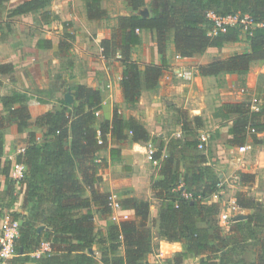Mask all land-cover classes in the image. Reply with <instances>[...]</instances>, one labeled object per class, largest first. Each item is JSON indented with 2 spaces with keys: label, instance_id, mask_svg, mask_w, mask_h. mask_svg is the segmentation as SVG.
I'll return each instance as SVG.
<instances>
[{
  "label": "trees",
  "instance_id": "1",
  "mask_svg": "<svg viewBox=\"0 0 264 264\" xmlns=\"http://www.w3.org/2000/svg\"><path fill=\"white\" fill-rule=\"evenodd\" d=\"M10 1L0 0V21ZM51 1L23 0L9 11L8 17L36 12L44 23H50L56 19L50 9ZM83 1L90 21L109 19L104 0ZM127 2L131 14L118 17L111 38L104 39L101 45L106 59L120 57L124 67L123 95L132 105L139 103L144 88H157L166 69L165 53L171 39L183 58L202 54L209 48H222L226 43L240 41L242 36L249 43L250 52L201 67L202 76L246 74L253 62L264 60V27H248L245 32L239 26H229L224 33L212 34L215 27L207 18L213 12L223 17L249 16L255 24H264V0H151L148 17L139 14L146 0ZM145 31L156 33L163 59L161 65L152 63L142 70L132 59V51L141 44L140 33ZM13 72L11 64H0V75ZM71 93L75 98L73 106L63 103L62 109L49 112L34 123L25 95L1 99L9 111V119H0V178L6 177L8 206L16 202V185L24 194V204L30 205L15 242L16 256L7 264H147L153 251V233L148 226L150 202L132 196L120 199L122 208L132 211L134 218L110 224L107 231L98 229L92 209L96 208L104 219L111 217L112 210L108 205L110 194L98 189V172L103 164L97 153L109 136L116 143L126 139V132L136 143H156V160L161 158L164 143L151 140L141 124L132 118L125 119L118 112L112 120H99L97 112L103 102L99 91L78 86ZM226 111L240 115L229 131L233 145L244 146L252 129L264 132V104L255 111L250 104L234 103ZM11 119L17 121L19 133L32 125L45 131L41 141L36 139L35 132L31 133L30 144L19 154L17 163L26 168L19 182L10 179L12 161L2 163L3 130ZM188 134L192 139L183 144L182 159L188 162L184 184L180 185L178 162L169 157L161 166L162 180L153 186L156 197L165 201L160 214L161 234L184 246L174 263L183 264L191 257H199V264H264V205L239 193L236 206L250 213L245 220L231 219L229 231H224L218 222L221 202L206 201L224 187L219 188L218 174L205 165L207 157L197 149L196 130ZM252 136L257 142L256 135ZM240 177L242 186L253 184L256 179L254 174L243 172ZM1 186L0 182V189ZM186 194L191 198L187 199ZM84 210L87 212L83 213ZM19 218L16 214L13 221ZM43 243L50 244L51 252L33 257ZM97 249L101 252L100 259L95 255Z\"/></svg>",
  "mask_w": 264,
  "mask_h": 264
},
{
  "label": "crops",
  "instance_id": "2",
  "mask_svg": "<svg viewBox=\"0 0 264 264\" xmlns=\"http://www.w3.org/2000/svg\"><path fill=\"white\" fill-rule=\"evenodd\" d=\"M22 1L12 7L9 3L13 0L7 3L0 21V64H11L14 68L12 74L0 75V119H9V111L1 101L3 97L25 95L26 105L34 123V120L49 112L62 109L65 106L63 103L69 107L73 106L75 98L71 90L78 86H86L99 91L102 95L101 109L97 112L99 120H112L118 112L125 119L132 118L141 124L151 140L163 142L161 158L156 160L154 159V153L158 147L156 143L152 141L136 143L128 132H126V139L116 143H113L109 136L108 142L97 153L98 159L103 164L98 172L100 177L98 189L102 193L117 194L120 199L132 196L150 202L148 226L153 233V251L146 263L175 264L174 258L177 253L184 251V246L183 243L171 241L161 234L160 214L165 201L156 197L153 187L163 178L161 175L163 160L174 157L178 162L177 173L181 181L180 185H183L188 165V162L185 163L182 159L185 152L183 144L192 139V136L188 134L190 130H196L199 143V133L207 130L208 139L205 148L200 149L199 145L197 148L207 157L205 165L212 167L215 172L217 167L221 166L234 168L230 177L234 176L236 180H239V193L245 195L247 194L244 193V189L250 185L255 184L256 187L259 183H264V132L254 134L258 139L257 142L254 141L253 133L250 131L244 146L233 145L230 142L233 136L229 134V131L240 115L226 111L228 105L234 103H246L251 107L257 104L258 110L264 104V60L253 62L246 74L223 73L218 76H202L201 67L248 53L251 50L249 43L242 36L240 41L226 43L222 48H209L202 54L183 58L176 52L172 39L168 42L165 53L166 69L157 88L155 90L144 88L141 91L139 103L132 105L126 102L123 95L121 82L124 67L120 57L106 59L102 54V41L111 38L112 31L117 26V20H112L110 29L107 26L97 27L96 21H90L87 18L86 9L81 5V0H62L59 5L50 8L56 16L55 20L67 21L71 20L74 14L67 13L66 6L72 7L70 4L74 1V8L71 9L77 10L75 3L81 1L78 14H82L84 22L91 23L84 26L74 25L73 29H64L53 21L44 23L36 12L9 18V11ZM108 13L111 17V13L109 11ZM130 14L131 12L121 15ZM150 14L147 12L142 16L148 17ZM65 30H72L74 32L71 34L77 36L73 46L68 47L69 41L66 38L70 35L65 37ZM95 32L98 33L97 38L92 37ZM140 37L141 44L133 49L132 59L140 65L142 70L152 63L161 65L163 56L159 53L156 33L145 31L140 33ZM64 54H66L65 58ZM178 71L191 72L192 79L186 82L177 76ZM68 93L73 96V103L65 101ZM223 114L227 115L226 119L221 116ZM198 118L199 121L196 120ZM199 123L201 127H198ZM186 127L187 131L184 130ZM33 132L36 133V139L41 141L45 131L36 129L34 125L19 133L17 121L11 119L3 130L2 163L4 164L7 160L12 161L11 180L13 166L17 164L19 154L30 144V134ZM242 172L254 174L255 182L242 186L240 177ZM218 176L219 184L224 185L229 182L226 173L218 174ZM0 182L2 184L0 229L13 221L16 214L20 216L16 221L22 224L24 217L29 214L30 205L24 204V194L19 192L21 187L16 185V202L8 206L10 199L6 194V177H1ZM225 193L223 189L208 197L206 201H217L222 205V197ZM257 194L258 197L256 195L251 197V194L247 196L264 205V201L260 198V194L264 195V190H259ZM236 196L232 199V204L239 209L236 206ZM122 210L123 213L129 214V219L134 218L132 211L123 208ZM92 211L95 214L94 219L98 229L102 231H107L110 224L120 223L114 222L112 215L109 219L101 218L96 208ZM86 212L87 210L83 211V213ZM234 218H230L228 223ZM229 225L227 231H229ZM95 255L97 259L101 258L99 249L95 251ZM199 262V257H191L183 264H199Z\"/></svg>",
  "mask_w": 264,
  "mask_h": 264
},
{
  "label": "built area",
  "instance_id": "3",
  "mask_svg": "<svg viewBox=\"0 0 264 264\" xmlns=\"http://www.w3.org/2000/svg\"><path fill=\"white\" fill-rule=\"evenodd\" d=\"M207 18L212 22L215 29L212 34L217 32H226L229 26H239L243 28V31H247L248 27H264V24H255L249 16H218L213 12H209ZM177 76L183 80L189 81L192 79V73L189 71H178ZM253 110H258L257 104L253 105ZM251 133H257L254 129L250 130ZM207 137L202 135L200 138L199 148H205ZM26 168L21 164H15L12 169V177L15 181H21L24 178ZM222 188L223 184L218 185ZM186 198H191V195H186ZM109 207L112 210V220L114 222H121L129 220V214L122 210L120 198L117 194H110ZM223 222L230 220L229 215H222ZM21 224L19 221H11L0 229V264H7L9 260L16 256L15 242L20 237ZM51 252V246L49 243H43L41 248L33 254V257L40 258L42 255Z\"/></svg>",
  "mask_w": 264,
  "mask_h": 264
},
{
  "label": "rangeland",
  "instance_id": "4",
  "mask_svg": "<svg viewBox=\"0 0 264 264\" xmlns=\"http://www.w3.org/2000/svg\"><path fill=\"white\" fill-rule=\"evenodd\" d=\"M19 1H22V0H13L12 3H9V6H14V4L18 3ZM82 1V2H81ZM81 1H78V3H75L76 4V9L77 10H72L74 8V1L73 3L71 2V6L72 7H68L66 6V10H68L67 13H73L74 16L72 15L73 18H70L71 20H67V21H63L62 19H57L55 21H53L54 24L56 25H61L64 27V29H73V26L74 25H81V26H84V24H89L91 22L89 21H83L82 20V14H78V9L80 8V4L83 5V7L85 8V4H84V1L81 0ZM128 0H104L103 2V6L105 7V9H107L110 13H111V17L109 16V19L104 22L103 20L102 21H96V26L97 27H102V26H107L108 29H110L112 27V20L113 21H116L118 19V17L120 16H123L121 14H126V13H130V9L128 7ZM62 2V0H52L51 1V5H50V8L52 9V7L56 6V5H59L60 3ZM67 3V1H65ZM81 2V3H80ZM150 4H151V0H146V5L143 9H141L139 11V13L141 15H144L145 13L149 12L151 13V10H150ZM82 7V6H81ZM7 8V6H6ZM72 8V9H71ZM72 10V11H71ZM80 10V9H79ZM54 11V10H53ZM77 11V12H76ZM76 12V13H75ZM82 12V11H81ZM54 13V12H53ZM37 18H39L38 16H36ZM40 20V19H39ZM93 24V23H92ZM74 31L72 30H65L64 31V35L65 37H68V35L70 36H73L75 37V39H72L70 38H66L69 42L68 44V47L70 46H73L72 44L76 42V39H77V36L76 35H73L71 33H73ZM97 34L98 33H94L92 34V37L93 38H97ZM59 35L57 34V37ZM91 38V36H89ZM72 39V40H71ZM92 39V38H91ZM172 40V39H171ZM66 57V54H64V58ZM245 80V79H243ZM186 81V80H185ZM190 81V80H189ZM189 81H186V82H189ZM223 118H227L226 116L227 115H221ZM202 133V134H201ZM201 135H204L207 137V130H204L202 132L199 133V137L201 138ZM208 139V138H207ZM204 152V151H203ZM200 153H202V151H200ZM216 165V164H215ZM233 169L234 168H229L228 166H221V167H217L216 169V172L220 175L221 173H226L228 178H229V182L227 183H224V189H225V195L222 197V212L220 213L219 217H218V222H219V225L221 226V228L224 230V231H227V227L228 225L230 224V222L228 223H224L223 220H222V215L224 213L230 215V218H234L235 216L237 215H247L249 214L250 212L247 211V210H240V209H237L233 204H232V199L237 195V193H239L240 191V184H239V180H236L234 178V176L230 177V175L233 173ZM259 190H264V183H259L258 185H256L255 187V184L253 185H250V187L244 189V193H246L247 195L251 194V197H253L254 195H256V197H258V194L257 192H259ZM261 192V191H260ZM260 198L262 201H264V195L263 194H260ZM232 216V217H231Z\"/></svg>",
  "mask_w": 264,
  "mask_h": 264
},
{
  "label": "water",
  "instance_id": "5",
  "mask_svg": "<svg viewBox=\"0 0 264 264\" xmlns=\"http://www.w3.org/2000/svg\"><path fill=\"white\" fill-rule=\"evenodd\" d=\"M65 101L67 103H73V101H74L73 96L70 93L66 94ZM245 219H247L246 215H238L234 218V221H241V220H245ZM43 229H44V227L40 228L39 231H41Z\"/></svg>",
  "mask_w": 264,
  "mask_h": 264
}]
</instances>
